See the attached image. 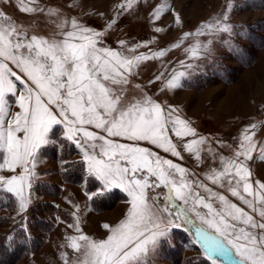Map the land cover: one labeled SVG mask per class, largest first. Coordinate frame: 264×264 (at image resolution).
<instances>
[{
	"label": "snow or ice",
	"instance_id": "obj_1",
	"mask_svg": "<svg viewBox=\"0 0 264 264\" xmlns=\"http://www.w3.org/2000/svg\"><path fill=\"white\" fill-rule=\"evenodd\" d=\"M16 2L21 12H45L38 0ZM134 2L125 0L119 7L131 8ZM167 8L161 5L154 15ZM232 8L230 3L227 11ZM47 12L59 15L55 10ZM228 19L225 14L195 34L185 33L173 47H180L190 36L226 33L247 39L246 33L234 32ZM115 22L107 27L111 29ZM176 23H182L179 14ZM57 27L59 32L51 38L29 35L0 11V172L16 173L0 174V192L15 198L18 212L28 209L40 151L53 143L56 126H62L64 138L82 153L88 176L102 185L89 198L114 189L131 198L124 219L115 226L103 225L106 238L97 240L85 234L76 217L77 223L69 227H75L77 235L66 237L67 244L62 246L75 255L61 252L63 264H151V256L171 229L184 225L195 229L211 264H264V182L252 180L249 164L257 152L255 133L245 129L233 156H221V167L205 174V180L215 187L191 179L190 170L142 145L182 158L169 133L195 136V130L174 115L176 109H166L146 94L126 98L135 69L144 61L163 57L167 50L126 55L105 47L100 39L104 33L76 18L62 19ZM210 45L211 40L208 44L197 40L185 51L199 57L210 51ZM129 51L134 53L135 48ZM185 75L174 72L165 87H181ZM14 106L19 111H12ZM204 142L201 137L185 148L194 151L199 161V145ZM257 159L264 161V146Z\"/></svg>",
	"mask_w": 264,
	"mask_h": 264
},
{
	"label": "rangeland",
	"instance_id": "obj_2",
	"mask_svg": "<svg viewBox=\"0 0 264 264\" xmlns=\"http://www.w3.org/2000/svg\"><path fill=\"white\" fill-rule=\"evenodd\" d=\"M124 3L125 0H38L45 12L30 14L21 12L16 0H0V11L12 17L29 35L51 38L59 32L57 25L62 19L76 18L82 25L103 32L100 39L105 47L126 55H152L167 50L163 57L144 61L135 69V74L126 86V98H139L146 94L166 109H176L174 115L187 121L196 135L176 136L174 132L169 133L182 158L148 144L142 146L152 147L161 156L190 170L194 174L191 179L205 180V174L210 169L221 167V156H233L242 134L245 129H249V134L255 133L253 139L257 142V152L249 162L253 172L252 180L264 182V161L257 159L259 148L264 146V46L258 50L251 48L253 55L246 61L242 59L244 55L241 48L249 44V40L229 37L226 33L190 36L180 47H173L185 33L195 34L202 25L225 14L229 16L227 22L232 25L235 33L247 34V26L264 19V8L250 4L249 0H135L131 8L119 7ZM230 3L233 8L228 12L227 6ZM165 4L168 8L159 16L154 15ZM49 9L57 11L59 15H48ZM176 14H179L181 24L176 23ZM113 20L116 22L109 29L107 26ZM157 28L162 31H156ZM197 40L202 44H208L211 40L210 51L192 57L185 49ZM228 40H231V44L225 43ZM121 42H124L123 45ZM137 45L140 47L136 48ZM133 48L134 53L129 51ZM174 72H185L186 75L181 78V87L169 89L165 85ZM158 76L161 78L157 79ZM12 111H19V108L14 106ZM253 124L257 127L251 128ZM63 131L62 126H56L53 143L40 151L35 169L37 175L31 189L32 203L28 209L18 212V204L13 197L11 206L1 210L8 219V224H0L1 236L7 235L10 226L15 223H20L28 232H34L36 220L31 216H36V211L40 209L39 213H44L53 223L42 246L29 251L24 259L15 264H63L61 252H68L70 257L75 255L72 249L62 246L67 244L66 237L77 235L75 227H69L77 223L76 217H79V227L83 232L99 240L108 234L103 225L107 223L115 226L125 218L130 207L128 201L131 198L123 191L125 197L112 206H95L94 199L98 195L91 199L89 195L99 193L102 185L99 182L91 187L90 176L82 162V153L64 138ZM201 137L205 138V142L199 145L202 150L201 160L198 161L195 152L187 151L185 145ZM69 163L75 164L80 171L82 168L86 178L84 174L77 182L68 181L65 172ZM0 174L16 173L5 170ZM205 182L215 187L209 181ZM230 199L235 201L233 197ZM45 204H51L53 209L50 211ZM33 206L34 211L31 212ZM196 223L199 224V221ZM175 229L185 230L187 234L172 237ZM194 233L195 229L187 225L172 228L168 239L162 241L151 256V264H198L197 259L202 260L205 255L203 245ZM50 234L51 251L48 244ZM173 244L180 251V263L168 254Z\"/></svg>",
	"mask_w": 264,
	"mask_h": 264
},
{
	"label": "trees",
	"instance_id": "obj_3",
	"mask_svg": "<svg viewBox=\"0 0 264 264\" xmlns=\"http://www.w3.org/2000/svg\"><path fill=\"white\" fill-rule=\"evenodd\" d=\"M250 4L256 7L264 8V0H249ZM247 35L249 44L243 46L241 51L243 53V60L251 59L252 49L258 50L264 46V19L258 20L249 26H247ZM252 48V49H251ZM251 49V51H250ZM251 52V53H250ZM249 56V57H248ZM69 168L65 172V178L71 182H77L80 180L81 175H84V170L81 168L78 169L75 164H68ZM86 178V174H85ZM89 181L91 182V187L93 185H98L99 181L94 177H89ZM98 187V186H97ZM125 195L122 191L118 189H114L112 191L106 192L103 195H98L94 199L95 206L101 208V206L110 207L116 201L124 198ZM13 202V197L11 194L0 192V224H8V219L1 213V210L4 208H9ZM51 209V204H45ZM44 206V207H45ZM34 211V206L31 207V212ZM41 211V209L39 210ZM36 211V216L31 218H35V231H27L26 228H23L20 223H15L11 225V229L7 235H0V264H15L19 260L24 259L29 251H34L42 246L45 241L46 235L52 230L53 223L50 221L44 213H39ZM34 215V214H33ZM187 234L185 230L175 229L173 231L172 237H175L176 234ZM11 237V239H7ZM168 249V247H166ZM172 250L169 251V256L172 259L177 260V263H180V251L177 245L173 244L170 247ZM198 264H211L210 260L205 256L202 260L197 259ZM201 261V262H200ZM200 262V263H199Z\"/></svg>",
	"mask_w": 264,
	"mask_h": 264
},
{
	"label": "crops",
	"instance_id": "obj_4",
	"mask_svg": "<svg viewBox=\"0 0 264 264\" xmlns=\"http://www.w3.org/2000/svg\"><path fill=\"white\" fill-rule=\"evenodd\" d=\"M69 225V224H68ZM57 233H55V235L53 234L52 236L55 237ZM48 244H49V251H51V244H52V239H51V234L49 236V239H48Z\"/></svg>",
	"mask_w": 264,
	"mask_h": 264
}]
</instances>
